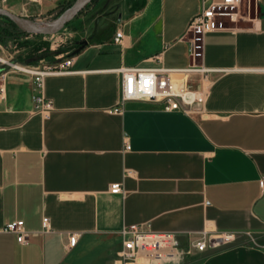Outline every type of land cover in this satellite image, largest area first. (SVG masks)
<instances>
[{
    "label": "crops",
    "instance_id": "crops-1",
    "mask_svg": "<svg viewBox=\"0 0 264 264\" xmlns=\"http://www.w3.org/2000/svg\"><path fill=\"white\" fill-rule=\"evenodd\" d=\"M56 1L0 5L30 16ZM201 7L202 0L120 6L110 11L108 39L95 40L98 29L85 23L72 70L45 77L49 117L35 107L34 78L0 66V264H80L116 243L118 253L122 228L141 223L151 234H173L181 247L204 230L233 231L231 243L198 250L200 264H264V0H242L248 17L206 34L205 63L220 70L204 82L200 110L146 100L114 110L118 67L191 62L187 28ZM115 181L125 193L110 191ZM43 216L53 231H42ZM17 218L31 231L27 242L2 229ZM71 232L79 236L68 247Z\"/></svg>",
    "mask_w": 264,
    "mask_h": 264
},
{
    "label": "built area",
    "instance_id": "built-area-1",
    "mask_svg": "<svg viewBox=\"0 0 264 264\" xmlns=\"http://www.w3.org/2000/svg\"><path fill=\"white\" fill-rule=\"evenodd\" d=\"M202 0L200 11L192 18L187 28V40L189 43V55L191 62L183 67L139 66L125 65L118 67L121 73V100L114 110H121L122 105L130 100H146L161 102L166 110H181L186 113H193L200 110L205 97L206 89L204 82L209 80L212 71L220 70L206 65L205 37L210 31L232 28L234 22L240 18L248 17V8L243 11L240 8L242 0ZM124 31L117 29L114 36L116 42L123 39ZM75 63V57H59L54 64H43L42 66H29L27 70L32 73L36 84L34 95L35 107L42 112L45 117H49L53 108V100L45 94V77L49 73L71 71ZM198 77L197 79H195ZM126 148L131 145L126 143ZM132 170H125L126 174H131ZM259 186L264 193V174L260 175ZM113 193H125L122 181H115L110 185ZM3 231L16 235L20 242H27L31 231L26 228L25 220L21 218L8 221L3 226ZM149 223L132 224L124 226L121 230L122 247L118 251L121 264H130L137 260L143 252H149L151 248L158 249L162 242L165 246L178 245V240L170 233L151 234ZM42 231H53L50 217L43 216ZM79 233L68 234V247H72L78 240ZM148 236H152L149 238ZM234 240L233 231L204 230L192 241L191 245L196 250L207 248H218L229 244ZM163 249V246L161 247ZM156 260L151 259L150 264Z\"/></svg>",
    "mask_w": 264,
    "mask_h": 264
},
{
    "label": "rangeland",
    "instance_id": "rangeland-1",
    "mask_svg": "<svg viewBox=\"0 0 264 264\" xmlns=\"http://www.w3.org/2000/svg\"><path fill=\"white\" fill-rule=\"evenodd\" d=\"M74 1L57 0L56 4H53L41 15L18 14L27 18L31 25L48 27L56 24ZM143 2L144 0H92L79 10L64 27L50 34L27 33L5 15H0V56L4 59H0V66L4 67L5 71L14 70L27 74L33 81L32 73L20 70L14 64H20L18 66L25 68L42 66L43 64L56 63L59 57L77 54L84 45L80 40L85 23H90L91 29H98L99 32L95 34V40L108 39L111 33L109 24L110 19H112L110 11L120 8V6L136 8L141 6ZM103 12L108 13L99 16L96 20L94 19L93 15ZM230 23L233 25L240 24V19ZM172 247H175V250ZM172 247L167 246L161 249L160 254L163 256L164 264H200L201 252L192 247L191 243L186 247H181L179 244ZM118 248L119 243L111 244L108 250L89 256L86 261L80 264H115V260L119 257ZM66 254L68 259H73L75 251ZM84 257L86 255L82 258ZM135 264L139 263L136 262Z\"/></svg>",
    "mask_w": 264,
    "mask_h": 264
},
{
    "label": "water",
    "instance_id": "water-1",
    "mask_svg": "<svg viewBox=\"0 0 264 264\" xmlns=\"http://www.w3.org/2000/svg\"><path fill=\"white\" fill-rule=\"evenodd\" d=\"M92 0H75L74 3L65 11L61 19L54 25L48 27H42L39 25H31L28 23L27 18L20 14L10 10L7 7L0 6V15L8 16L12 21L16 23L22 30L27 33H44L50 34L59 31L66 23L81 10L85 5ZM252 10V8H251ZM251 15L253 13L251 12Z\"/></svg>",
    "mask_w": 264,
    "mask_h": 264
},
{
    "label": "bare ground",
    "instance_id": "bare-ground-1",
    "mask_svg": "<svg viewBox=\"0 0 264 264\" xmlns=\"http://www.w3.org/2000/svg\"><path fill=\"white\" fill-rule=\"evenodd\" d=\"M0 59L3 60L1 56H0ZM14 66L16 68L20 69L17 66V64H14ZM20 70H26V71H28L27 68H25V67H21ZM148 237L151 238L152 236H148ZM163 243L164 242H162L161 247L162 246H163V248L167 247V246L164 247V244ZM161 247H159L158 249L151 248L148 253L147 252H143L140 256L137 257V260L136 261H133L130 264H135L136 262H138L139 264H143V263L148 264L149 261L152 258H155L156 261H158L161 258V255H160L161 249H162ZM118 263L121 264L119 261H118Z\"/></svg>",
    "mask_w": 264,
    "mask_h": 264
},
{
    "label": "trees",
    "instance_id": "trees-1",
    "mask_svg": "<svg viewBox=\"0 0 264 264\" xmlns=\"http://www.w3.org/2000/svg\"><path fill=\"white\" fill-rule=\"evenodd\" d=\"M7 18H9L8 16H6ZM10 19V18H9ZM11 20V19H10ZM12 21V20H11ZM14 24H16L14 21H12ZM79 52V51H78Z\"/></svg>",
    "mask_w": 264,
    "mask_h": 264
}]
</instances>
